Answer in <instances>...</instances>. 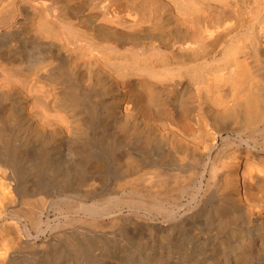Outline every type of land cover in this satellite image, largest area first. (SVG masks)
Masks as SVG:
<instances>
[{"label": "bare ground", "instance_id": "1", "mask_svg": "<svg viewBox=\"0 0 264 264\" xmlns=\"http://www.w3.org/2000/svg\"><path fill=\"white\" fill-rule=\"evenodd\" d=\"M0 216V264H264V0H0Z\"/></svg>", "mask_w": 264, "mask_h": 264}, {"label": "rangeland", "instance_id": "2", "mask_svg": "<svg viewBox=\"0 0 264 264\" xmlns=\"http://www.w3.org/2000/svg\"><path fill=\"white\" fill-rule=\"evenodd\" d=\"M54 215H55L54 213H51V214H50V217L53 218ZM13 223H14V221H13L10 217H6V218H5V216H4V217H3V216H2V217L0 216V232L2 231V229H1V226H2V225H5L6 227H11ZM32 233L35 234L33 230H32ZM21 236H23V234H21ZM42 237L45 238L43 235H41L40 238H42ZM27 250H30V251L28 252ZM33 251H34V250H33ZM36 251H37V250H36ZM22 252H23L24 254L33 253L32 250L29 249V248H27V249H26V248H23ZM27 252H28V253H27ZM24 254H23V255H24Z\"/></svg>", "mask_w": 264, "mask_h": 264}]
</instances>
